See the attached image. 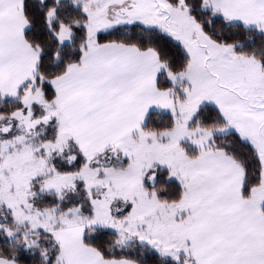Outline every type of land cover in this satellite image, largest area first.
Wrapping results in <instances>:
<instances>
[{
  "label": "snow or ice",
  "instance_id": "snow-or-ice-1",
  "mask_svg": "<svg viewBox=\"0 0 264 264\" xmlns=\"http://www.w3.org/2000/svg\"><path fill=\"white\" fill-rule=\"evenodd\" d=\"M0 264H264V0H0Z\"/></svg>",
  "mask_w": 264,
  "mask_h": 264
}]
</instances>
